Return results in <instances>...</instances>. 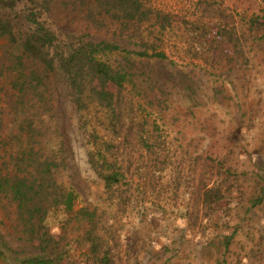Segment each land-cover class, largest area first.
I'll use <instances>...</instances> for the list:
<instances>
[{
    "label": "rangeland",
    "instance_id": "1",
    "mask_svg": "<svg viewBox=\"0 0 264 264\" xmlns=\"http://www.w3.org/2000/svg\"><path fill=\"white\" fill-rule=\"evenodd\" d=\"M46 1L14 10L39 12L55 59L106 43L94 57L124 78L84 67L78 92L52 77L14 89L39 61L0 34V56L25 59L0 68V264H173L196 249L264 264V0H136L134 18L119 0Z\"/></svg>",
    "mask_w": 264,
    "mask_h": 264
},
{
    "label": "trees",
    "instance_id": "2",
    "mask_svg": "<svg viewBox=\"0 0 264 264\" xmlns=\"http://www.w3.org/2000/svg\"><path fill=\"white\" fill-rule=\"evenodd\" d=\"M20 1L22 0H0V30L3 31L0 32V34L2 33V35L7 36L9 39H12L11 42H16L17 45H20V47L26 54V57L34 61L35 59H37L39 62H34L32 66V68L34 69H31L30 67H23L28 68V74H20L18 77L16 76L15 79L7 80L11 87H13L14 89L24 88L26 84L30 87L29 81L42 82L47 78L52 77L53 79L57 78L58 83H67V86H70L72 89L78 92L77 90L80 89L78 79V75L80 74L79 68L84 67L88 68V71L89 73H91V75L98 76L99 81L101 83H104L109 80L118 84L122 83L124 78L123 75H120L118 72L113 71L111 67L98 61L94 57V54L97 50H104L109 48V45L106 43H101L102 46H97L96 48L93 45H88L89 47L87 50L83 51L80 49H76L75 51L71 52L68 57L62 58V60L60 58L55 59L57 56H53L49 52V49L54 47L55 33L45 28L43 22L37 20V13L39 14V12L36 13L33 7L25 8V14L17 13V11L14 10V7ZM48 1L49 0L44 3L35 4L39 8H43L44 11H51L48 7ZM118 2L124 7L125 10L129 11V17L134 18L136 15L135 13H143L140 8L136 5V0H119ZM9 8L11 11L8 12L7 15V10ZM22 17H24L25 22H21ZM17 20L18 22H16ZM16 23H18L19 29L14 26ZM22 23L33 24L34 26H30L31 30L29 32H24L21 29ZM16 29L19 35L18 38H14L13 32ZM43 50L46 51L43 52ZM23 55V53H18L15 55L13 50H10L9 47H3L2 54L0 56V68H18L20 65L19 61L22 65L24 64L23 62L25 59L22 61ZM13 61H16V64L10 66L9 64ZM40 70H42L41 73L43 75L40 74ZM39 74L43 77L42 79H40ZM47 74L48 76H45ZM43 97L44 95H40L41 99ZM45 165L49 167L51 164L46 163ZM113 177L114 174L102 175V178L104 179L106 184H109L110 180ZM34 187L35 186H29L28 188V186H25V188H28V190L35 189ZM10 189L13 191L14 196H16V198H18L19 196H23L24 192L21 190V188L16 187L14 184L10 185ZM209 192H211V190H206V194H208ZM61 199H55V203H63L67 207H70L73 200L72 192L62 193ZM20 207L22 208L23 206L20 204ZM228 241L229 237L226 242ZM25 260H27V258ZM30 261L33 260L30 259ZM26 263L31 264L29 262Z\"/></svg>",
    "mask_w": 264,
    "mask_h": 264
},
{
    "label": "crops",
    "instance_id": "3",
    "mask_svg": "<svg viewBox=\"0 0 264 264\" xmlns=\"http://www.w3.org/2000/svg\"><path fill=\"white\" fill-rule=\"evenodd\" d=\"M209 231V230H208ZM233 231H235V230H233ZM254 231L255 232H257L258 234H261V235H263L264 234V227H262V226H260V225H257V226H255L254 227ZM207 233V232H206ZM209 234H207V236H208ZM205 238V237H204ZM208 238V237H207ZM207 238H205L204 239V248L206 247V243H207V241H206V239ZM223 238H224V236L222 237L221 236V240H219L218 241V244H217V248L219 249V250H221V251H223V252H225L224 250H225V246H224V242H223ZM262 237H260V235H259V239H258V241L259 240H261V244H263L264 245V241H263V239H261ZM252 239L256 242V239H254V237L252 236ZM258 245H260L259 243H257ZM207 248H209V246H207ZM213 249H215V248H213ZM230 249L231 248H228V253L227 254H230ZM197 251H194L193 253H194V256H192V254H190L189 256H187V255H185L184 256V254L185 253H182V257H184V258H180L179 259V261L178 262H175V263H173V264H216V261H214V260H212L211 258H210V256H207V257H204V255H203V258L201 257V255H200V250L199 249H196ZM209 251L211 252V250L209 249ZM204 254H205V252H204ZM208 254H210L209 252H208ZM226 256H228V255H226ZM232 259V258H231ZM243 258L242 257H240L239 258V262H237V264H239V263H241V260H242ZM235 262V261H234ZM167 264H171V263H167ZM218 264V263H217ZM219 264H221V263H219ZM222 264H224V263H222ZM233 264V263H232ZM242 264V263H241Z\"/></svg>",
    "mask_w": 264,
    "mask_h": 264
}]
</instances>
